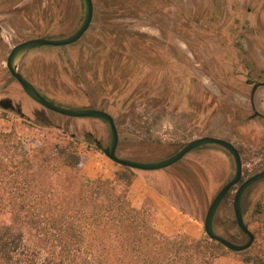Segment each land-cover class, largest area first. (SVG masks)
<instances>
[{
    "label": "flooded vegetation",
    "instance_id": "af4514ba",
    "mask_svg": "<svg viewBox=\"0 0 264 264\" xmlns=\"http://www.w3.org/2000/svg\"><path fill=\"white\" fill-rule=\"evenodd\" d=\"M20 1L8 0L4 4L0 0V26L13 20H32L36 25L13 47L34 38L68 37L84 18L82 0V14L73 20L61 5H48L40 13L32 6L18 5ZM92 3L90 25L75 42L33 47L20 60L19 74L40 96L63 108L90 109L111 116L117 135L115 155L124 159L159 161L174 156L193 140L218 137L209 128L218 116L226 124L237 122L229 131L231 135H260L262 139L264 0ZM66 19H71L70 23ZM141 23L156 32L134 26ZM6 60L0 68V110L81 139L88 150L107 157L111 129L105 119L67 116L43 106L25 92ZM206 77L211 87L204 84ZM240 98L246 106L240 104ZM2 101L8 102L7 108L2 107ZM209 145L216 144L192 148L158 170L134 169L160 198L191 219L202 218V225L211 201L235 172L234 164L232 176L220 182L221 158L216 155L229 152ZM248 177L243 178L242 170L240 182L226 196L231 192L234 197L239 184ZM261 181L264 178L249 186L241 198L243 220L250 231L245 196ZM225 197L216 210L213 228L218 235L243 243L247 236L239 230L235 218L240 240L220 231L223 225L216 218Z\"/></svg>",
    "mask_w": 264,
    "mask_h": 264
},
{
    "label": "trees",
    "instance_id": "16d2710c",
    "mask_svg": "<svg viewBox=\"0 0 264 264\" xmlns=\"http://www.w3.org/2000/svg\"><path fill=\"white\" fill-rule=\"evenodd\" d=\"M82 166L74 141L0 132V264H215L225 253L208 236L159 231L129 198L134 169L83 177Z\"/></svg>",
    "mask_w": 264,
    "mask_h": 264
},
{
    "label": "rangeland",
    "instance_id": "374dc122",
    "mask_svg": "<svg viewBox=\"0 0 264 264\" xmlns=\"http://www.w3.org/2000/svg\"><path fill=\"white\" fill-rule=\"evenodd\" d=\"M3 1L5 4L8 0ZM56 4L62 6L61 8L66 15L72 14V20L82 14L79 0H21L18 3L20 6L29 5L32 6V9H39L40 13L43 9L48 7V5ZM44 13L46 14V12ZM71 19H66V21L70 23ZM142 24L143 23L134 26L143 27V29H146L149 33L156 32L155 29L145 27L146 25ZM34 27H36V25L32 20L28 22L16 20L3 22L0 26V68L5 64L8 51L14 44L19 42L24 35L32 32L33 29H35ZM66 28L67 26L64 27V29ZM56 36H59V34ZM204 84L206 86H212L207 77L204 80ZM237 94L238 96L243 95L240 92H237ZM239 101L241 105L246 106L243 98H240ZM222 120L223 118L218 116L209 125V128L219 134L216 136L229 140L237 149L242 151V155L240 156L242 159L243 178L263 169L264 136L260 139V135H231L229 131L232 125H236L237 122L226 124ZM165 124L167 129L170 130L168 119L165 120ZM0 132L22 135L24 137L47 135L52 142L59 144H66L69 141H74L77 144L78 152L83 157V166L79 171L80 175L83 177H95L97 175L113 177L115 171L120 168V166L115 165L105 155L96 153L93 150H88L81 139L72 138L68 134L64 135L61 131H57L53 128L28 123L16 115L2 110H0ZM256 138L260 140L256 141ZM209 146L223 149L219 145ZM216 157L221 158L219 159L221 169L220 182L224 183L234 172V162L232 157L225 151L219 153V155L217 154ZM210 158L213 159V157ZM209 161L210 160H208L207 163H209ZM129 198L134 206L140 207L144 204L153 212L154 226L164 234L172 235L183 232L195 238L206 236L201 223L202 218L200 221L191 219L183 212L174 208L170 203L160 198L157 193L139 179L132 182ZM245 200L244 208L246 211V218L251 231L255 235V240L245 254H238L237 252L225 248V253L216 260L215 264H253L243 261V258L247 256L251 258L258 257L264 260V181L254 184L246 192ZM231 203L232 202L227 201L221 205L216 220L217 223L223 225L220 231L231 233L233 237H236V240H240V234L233 221L234 216ZM207 206L208 203L205 204L203 208L204 212Z\"/></svg>",
    "mask_w": 264,
    "mask_h": 264
},
{
    "label": "water",
    "instance_id": "95a60500",
    "mask_svg": "<svg viewBox=\"0 0 264 264\" xmlns=\"http://www.w3.org/2000/svg\"><path fill=\"white\" fill-rule=\"evenodd\" d=\"M83 7H84V18L82 21L81 26L78 28L76 32L71 34L68 37L62 38V39H46V38H34L29 39L27 41H24L22 43H19L15 45L9 55L7 56L6 64L7 67L10 69L12 75L19 81V83L24 88L25 92L31 96L34 100L42 104L43 106L56 111L58 113L67 115V116H74V117H100L105 119L111 129V137H110V143L109 147L106 151V155L108 158H110L115 163L124 166L129 167L132 169H138V170H158L161 168H164L168 165H171L172 163L179 160L187 151L191 150L192 148L201 146L203 144H216L223 148H225L229 154L232 156L234 164H235V172L231 179H229L223 187L218 191V193L215 195L213 200L211 201L206 215L203 222V228L205 231L206 236H208L211 240L217 241L224 245L227 249L233 251V252H241L249 249L254 240L255 235L253 232H251L245 225L243 220V214L241 209V198L244 193V191L251 186L253 183L261 180L264 178V169L251 175L244 181H242L233 197L232 201V209L234 213V218L236 220L237 226L241 232H243L247 239L243 243H235L232 242L220 235H218L214 228H213V219L216 213L217 208L221 204L223 198L226 196L228 191L231 189V187L237 185L242 177V159L240 156V153L235 147V145L230 142L229 140L219 138V137H212V136H204L199 139L191 141L187 146H185L181 151H179L177 154H175L172 157L159 160V161H153V162H140L135 161L131 159H124L120 158L115 155V146L117 142V135L115 133L114 125L111 116L104 112L96 111V110H90V109H77V108H63L60 106H57L55 104H52L45 100L40 94L34 89V87L29 84L18 72V65L20 60L23 58L25 53L33 47L41 46V45H53V46H60V45H67L72 42H75L89 27L91 19H92V12H93V3L92 0H82ZM3 108L8 107L7 101L1 102Z\"/></svg>",
    "mask_w": 264,
    "mask_h": 264
},
{
    "label": "crops",
    "instance_id": "0c3cea01",
    "mask_svg": "<svg viewBox=\"0 0 264 264\" xmlns=\"http://www.w3.org/2000/svg\"><path fill=\"white\" fill-rule=\"evenodd\" d=\"M136 179H139V180H141L138 176H137V174L135 175V177H134V179H133V181L134 180H136ZM142 181V180H141Z\"/></svg>",
    "mask_w": 264,
    "mask_h": 264
}]
</instances>
